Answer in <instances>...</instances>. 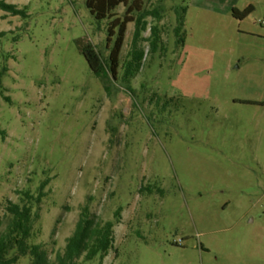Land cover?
<instances>
[{"label": "rangeland", "instance_id": "rangeland-1", "mask_svg": "<svg viewBox=\"0 0 264 264\" xmlns=\"http://www.w3.org/2000/svg\"><path fill=\"white\" fill-rule=\"evenodd\" d=\"M5 1L26 15L0 9V232L5 201L49 179L33 242L51 262L88 204L99 222L122 210L103 264H264V0H125L107 82L80 47L107 59L113 18L87 0ZM153 25L163 49L145 39Z\"/></svg>", "mask_w": 264, "mask_h": 264}, {"label": "trees", "instance_id": "trees-1", "mask_svg": "<svg viewBox=\"0 0 264 264\" xmlns=\"http://www.w3.org/2000/svg\"><path fill=\"white\" fill-rule=\"evenodd\" d=\"M124 2L125 0H87L86 2L90 12L95 14L98 19L104 18L106 15L113 18L108 22L106 40L109 42L114 35H116V39L107 59L102 58L92 44L80 47L92 72L105 82L110 80L109 74L112 77L118 75L119 53L124 40L126 25L131 22L130 20L127 21L126 18L121 20L119 17L114 18L117 7ZM0 9L13 15H26L24 9H19L5 0H0ZM250 9L251 7L243 11L234 9L233 15L242 18ZM153 13H140L135 19L133 48L129 58L126 57L122 65L124 68L122 79L125 82H128L138 72L143 56V48L138 49V42L142 32L147 28L146 16ZM154 15L157 16L156 13ZM182 25L183 16L179 18V24L175 27V34L180 32ZM145 39L150 42V49L157 50L160 46L163 49L161 30L157 25L150 27V36ZM180 41H183L181 36ZM7 70V66L3 65L0 69V77ZM1 89L0 83V93H2ZM5 98L9 99L8 96ZM48 182L49 179L43 181L34 193L30 190L19 192L18 194L21 196L18 202L10 199L5 201L4 212L11 218L5 229L0 232V264H17L21 259H26L27 264H88L94 259H97L99 264H103L110 248L113 247L114 227L121 221V209L115 211L114 220L99 222L91 215L89 205H83L75 230L67 239L64 251L57 253L55 262L49 261L47 252L41 244L33 242V239L40 233L37 223L40 219L41 203L47 194L45 188Z\"/></svg>", "mask_w": 264, "mask_h": 264}]
</instances>
